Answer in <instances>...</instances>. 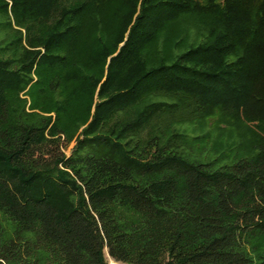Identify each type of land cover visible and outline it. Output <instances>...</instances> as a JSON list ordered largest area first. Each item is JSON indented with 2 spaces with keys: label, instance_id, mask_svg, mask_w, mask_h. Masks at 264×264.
Listing matches in <instances>:
<instances>
[{
  "label": "trees",
  "instance_id": "trees-1",
  "mask_svg": "<svg viewBox=\"0 0 264 264\" xmlns=\"http://www.w3.org/2000/svg\"><path fill=\"white\" fill-rule=\"evenodd\" d=\"M109 260L264 264V0H0V264Z\"/></svg>",
  "mask_w": 264,
  "mask_h": 264
},
{
  "label": "rangeland",
  "instance_id": "rangeland-1",
  "mask_svg": "<svg viewBox=\"0 0 264 264\" xmlns=\"http://www.w3.org/2000/svg\"><path fill=\"white\" fill-rule=\"evenodd\" d=\"M74 144H75V140H73V141L70 142L68 148H67L66 151H65L67 155L70 154V150H71V148L74 146ZM109 264H119V263H114V262H111V261L109 260Z\"/></svg>",
  "mask_w": 264,
  "mask_h": 264
}]
</instances>
